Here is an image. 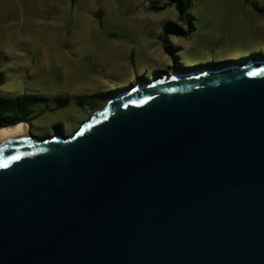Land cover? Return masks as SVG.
Here are the masks:
<instances>
[{
    "label": "water",
    "instance_id": "95a60500",
    "mask_svg": "<svg viewBox=\"0 0 264 264\" xmlns=\"http://www.w3.org/2000/svg\"><path fill=\"white\" fill-rule=\"evenodd\" d=\"M0 264H264V54L1 138Z\"/></svg>",
    "mask_w": 264,
    "mask_h": 264
},
{
    "label": "rangeland",
    "instance_id": "374dc122",
    "mask_svg": "<svg viewBox=\"0 0 264 264\" xmlns=\"http://www.w3.org/2000/svg\"><path fill=\"white\" fill-rule=\"evenodd\" d=\"M194 3L184 36L164 48L163 26L178 22L171 0H0V95L48 99L35 105L30 133L69 137L93 113L76 105L80 96L112 91L113 98L173 70L261 58L264 0ZM68 95L72 102L58 109L54 98Z\"/></svg>",
    "mask_w": 264,
    "mask_h": 264
},
{
    "label": "trees",
    "instance_id": "16d2710c",
    "mask_svg": "<svg viewBox=\"0 0 264 264\" xmlns=\"http://www.w3.org/2000/svg\"><path fill=\"white\" fill-rule=\"evenodd\" d=\"M171 1L174 2V6L178 11V22H167L163 26V31L161 35H159L158 40L164 45V48L171 46L172 37L181 38L184 36L185 33L183 28L185 27V16L189 14L195 5V0ZM217 65L219 66V64ZM112 93V91H100L83 95L76 99V105L82 109L94 112L108 102L113 95ZM54 99L58 109L67 107L72 102L70 95L57 96ZM47 100L48 99L35 94H26L18 97H5L0 95V121L3 127H13L20 123L29 124L34 114L35 105L39 102H46Z\"/></svg>",
    "mask_w": 264,
    "mask_h": 264
},
{
    "label": "bare ground",
    "instance_id": "6f19581e",
    "mask_svg": "<svg viewBox=\"0 0 264 264\" xmlns=\"http://www.w3.org/2000/svg\"><path fill=\"white\" fill-rule=\"evenodd\" d=\"M29 131L28 125L26 123H20L13 127H6L0 130V139L4 138L8 135H11L13 133H25L27 134Z\"/></svg>",
    "mask_w": 264,
    "mask_h": 264
},
{
    "label": "flooded vegetation",
    "instance_id": "af4514ba",
    "mask_svg": "<svg viewBox=\"0 0 264 264\" xmlns=\"http://www.w3.org/2000/svg\"><path fill=\"white\" fill-rule=\"evenodd\" d=\"M29 133H30V131H29ZM31 134V133H30Z\"/></svg>",
    "mask_w": 264,
    "mask_h": 264
}]
</instances>
